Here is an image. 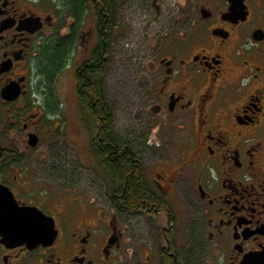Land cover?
I'll return each instance as SVG.
<instances>
[{
    "label": "flooded vegetation",
    "instance_id": "1",
    "mask_svg": "<svg viewBox=\"0 0 264 264\" xmlns=\"http://www.w3.org/2000/svg\"><path fill=\"white\" fill-rule=\"evenodd\" d=\"M191 3L175 24L150 37L148 52L136 49L138 131L127 126L124 138L116 139L138 158L131 137L138 132L144 152L138 166L156 198L147 214L130 218L111 202L120 197L118 187L93 154L88 129L101 184L87 189V202L67 196L66 213L44 210L45 203L60 205L51 186L71 191L91 182L82 169L59 172L52 154L43 153L52 166L44 168L43 155L31 153L56 134L61 108L55 84L69 62L52 81L44 72L47 57L73 37L74 28L70 59L80 47L89 54L77 70L98 43L94 15L93 30H84L92 0H0V187L20 208L35 207L52 218L57 232L52 244L35 250L10 249L0 240V264H121L124 222L132 218L143 220L152 244H166L157 250L158 264L162 257L183 264V239L211 251L204 264H264V0ZM73 8L85 11L80 20ZM31 135L38 141L34 148ZM173 198L181 217L171 207ZM104 202L110 204L108 218L99 212L97 203ZM172 243L177 256L169 253ZM134 257L140 260L137 251Z\"/></svg>",
    "mask_w": 264,
    "mask_h": 264
},
{
    "label": "rangeland",
    "instance_id": "2",
    "mask_svg": "<svg viewBox=\"0 0 264 264\" xmlns=\"http://www.w3.org/2000/svg\"><path fill=\"white\" fill-rule=\"evenodd\" d=\"M192 0H125L121 10V22L117 24V28L112 37L111 59L108 75L106 77V95L108 101L113 108L114 135L116 138H124L126 127H132L138 131L137 118L140 114V104L137 99L136 83H135V56L137 47H143V50L148 52L150 37L155 35L160 30L165 29L176 23L179 18V12L189 11L192 7ZM186 6V7H185ZM185 7V9H184ZM92 12H90L87 19L88 24L85 31H92L94 28V21L92 20ZM85 43V42H84ZM89 56L82 47L77 50L76 56L69 60L67 67L60 74L55 86L56 94L60 104V111L55 116L53 126L55 127L56 134L52 138L43 139L42 146L31 151L43 155V167H52L51 163L47 161L48 157L44 154H52L53 165H56L59 172L63 173L68 167L72 173L82 169L87 176V188L81 186L79 188L69 190L63 189L60 186H51L52 196H56L57 202L60 205H52L49 203L44 204V210L49 214H54L56 209L67 212L69 205H67V196L71 197V193L76 195V199L89 200L90 194L87 196V189L93 188L92 184L96 181L95 175L97 165L92 159L91 149H89V135L83 119L80 114V107L75 96V71L80 65L81 60ZM52 126V128H53ZM51 128V129H52ZM134 132H131V135ZM60 136V137H58ZM137 138L132 137V141L136 144L138 158L144 159L143 148H141V139L136 133ZM61 139V140H60ZM52 143H49V142ZM135 149V150H136ZM36 156L30 157L28 161L32 169V164ZM94 170V171H93ZM59 183H63L60 181ZM105 189L106 187L103 186ZM108 190L111 187L108 186ZM109 192V191H108ZM68 193V194H66ZM107 195L109 193H106ZM66 200V201H65ZM182 203V202H181ZM96 204V203H95ZM99 204V212L105 214L108 218L111 214L110 204L108 202L97 203ZM96 204V205H97ZM172 209L177 210L178 215L181 217V210L177 199L170 201ZM95 205V206H96ZM103 206V207H102ZM98 213V212H97ZM164 218L161 219L162 223ZM126 238L123 249V256L121 264H158L160 259L158 248L164 247L166 244L162 241L155 240V244L151 243L150 235L146 224L143 220L132 218L125 220ZM183 229V228H182ZM182 229L179 233L182 236ZM186 235V234H185ZM180 260L183 264H204L211 256V251H200L197 242H189L183 239L178 242ZM152 250V251H151ZM140 256V260L134 257L135 252ZM149 258V260H148Z\"/></svg>",
    "mask_w": 264,
    "mask_h": 264
},
{
    "label": "trees",
    "instance_id": "3",
    "mask_svg": "<svg viewBox=\"0 0 264 264\" xmlns=\"http://www.w3.org/2000/svg\"><path fill=\"white\" fill-rule=\"evenodd\" d=\"M121 1L92 0L98 43L91 52L89 60L76 72L75 96L81 109L83 123L92 138L90 148L106 170L110 181L118 187L117 194L120 197L111 202L117 212L131 218L141 213L147 214V210L151 208V199L154 200L156 196L149 189L141 173L135 153L125 148L113 135L115 116L106 95V77L111 64L112 37L117 28L116 18L121 10ZM71 11L78 20L85 14L80 8H73ZM78 30L79 28H74L73 37L66 40L67 42L60 46L55 55L51 54L47 57L44 72L46 76L52 78V81L55 74L60 73L65 63L69 61L71 57L69 51L76 44ZM58 112L56 110V113ZM109 154L110 157L105 159ZM176 251L177 247L172 243L169 253L177 256ZM160 264H173V261L162 257Z\"/></svg>",
    "mask_w": 264,
    "mask_h": 264
},
{
    "label": "water",
    "instance_id": "4",
    "mask_svg": "<svg viewBox=\"0 0 264 264\" xmlns=\"http://www.w3.org/2000/svg\"><path fill=\"white\" fill-rule=\"evenodd\" d=\"M233 13V12H232ZM233 15V14H232ZM29 147L37 146V138H29ZM57 232L52 218L37 208L17 206L14 196L0 187V240L7 248L26 247L35 250L39 245L52 244ZM242 264H252L245 259Z\"/></svg>",
    "mask_w": 264,
    "mask_h": 264
}]
</instances>
